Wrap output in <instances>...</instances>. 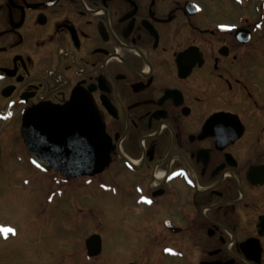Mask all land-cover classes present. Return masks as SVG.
Returning a JSON list of instances; mask_svg holds the SVG:
<instances>
[{"label": "flooded vegetation", "instance_id": "af4514ba", "mask_svg": "<svg viewBox=\"0 0 264 264\" xmlns=\"http://www.w3.org/2000/svg\"><path fill=\"white\" fill-rule=\"evenodd\" d=\"M73 93L112 150L102 173L66 180L19 134L25 113ZM8 124L26 166L93 181L136 232V257L105 264H264V0H0Z\"/></svg>", "mask_w": 264, "mask_h": 264}, {"label": "rangeland", "instance_id": "374dc122", "mask_svg": "<svg viewBox=\"0 0 264 264\" xmlns=\"http://www.w3.org/2000/svg\"><path fill=\"white\" fill-rule=\"evenodd\" d=\"M13 128L0 129V228L15 230L0 232V264H88L81 251L90 234L101 238V264L132 261L137 235L121 227L112 198L89 179L64 183L26 166L19 137L5 136Z\"/></svg>", "mask_w": 264, "mask_h": 264}, {"label": "water", "instance_id": "95a60500", "mask_svg": "<svg viewBox=\"0 0 264 264\" xmlns=\"http://www.w3.org/2000/svg\"><path fill=\"white\" fill-rule=\"evenodd\" d=\"M84 105L85 102L73 93L64 106L40 105L25 113L20 136L37 168L49 169L64 175L66 180H72L98 175L108 166L112 146L102 119L97 112L95 116L92 114V125L88 127ZM43 135L47 136V162L43 161L41 154ZM70 137L71 140H67ZM85 247L89 257L98 256L100 237L91 235L86 239Z\"/></svg>", "mask_w": 264, "mask_h": 264}, {"label": "snow or ice", "instance_id": "6c2138e0", "mask_svg": "<svg viewBox=\"0 0 264 264\" xmlns=\"http://www.w3.org/2000/svg\"><path fill=\"white\" fill-rule=\"evenodd\" d=\"M146 202L150 203V201H146ZM0 232H2L5 236H7L9 233L15 234V230L12 228H0Z\"/></svg>", "mask_w": 264, "mask_h": 264}]
</instances>
